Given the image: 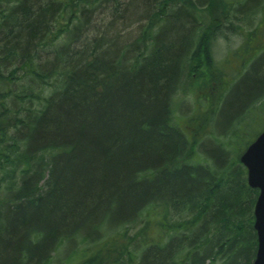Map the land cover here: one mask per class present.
Listing matches in <instances>:
<instances>
[{
  "label": "trees",
  "instance_id": "obj_1",
  "mask_svg": "<svg viewBox=\"0 0 264 264\" xmlns=\"http://www.w3.org/2000/svg\"><path fill=\"white\" fill-rule=\"evenodd\" d=\"M228 32L236 62L213 49ZM263 34L264 0H0V264H251L246 145L198 146L223 62L233 113L262 91Z\"/></svg>",
  "mask_w": 264,
  "mask_h": 264
},
{
  "label": "rangeland",
  "instance_id": "obj_2",
  "mask_svg": "<svg viewBox=\"0 0 264 264\" xmlns=\"http://www.w3.org/2000/svg\"><path fill=\"white\" fill-rule=\"evenodd\" d=\"M260 16L261 15H255L254 17H252V24H250V20H251L250 17L249 18L245 17V19H243V21H240V23L245 28H248L251 25H255L259 21ZM228 33H229L227 34L228 38H224L223 36H220L217 39L213 49L216 57L219 56L225 58L226 56H232L233 61L236 62L237 59H239V56L233 52H232L233 54L231 55V50L238 51L239 50L238 46L240 42L244 40V37L240 38V36L236 35L235 33H231V32ZM260 40H264V34L262 36L261 35L257 36L254 41L258 43ZM237 84L238 82L233 86V88L230 91L227 90L226 93L221 95V98L222 97L223 98L221 102H218L217 111L213 115L212 131L209 132L207 137L206 136L204 137V145H202L201 147L198 146V151L200 153L205 152L204 157L206 160H210V159L218 160L221 158V155L224 153V150H222L219 147L218 137L220 134H222L221 138L226 136V138L228 139L230 137L229 136L230 134L227 131H229L231 132V136L236 137V139L233 140L231 146L229 147L231 152L230 154L235 159L239 155V152L244 148V146L247 145V143L250 142L253 139V137L264 127V103H262L261 105V109L263 111L259 113H256L257 108H254V110H256L254 111L251 109V107L248 106L249 113L246 114L247 120L245 122L239 121L235 123L234 118L237 116V113L241 111L242 114V112L245 109L242 108L243 104L250 102L254 94H256L261 89V88L258 89L257 92L255 93L253 92L251 96L248 95V97L244 98V100L239 103L240 105L238 104L237 108H239L242 105L239 111L237 110L236 112L233 113L230 110L232 109L230 108L232 106H230L231 104L229 105L230 102L228 101L231 99L233 95L232 91L234 90ZM218 92H219L218 87H214L212 89V93L218 94ZM195 98L196 96L188 94L186 95V97H184L182 101H180L177 112L178 114L181 115V117L191 116L193 112H195V109L197 107L198 108L200 107L201 99L197 98L198 100L196 99L195 101ZM201 110H202L201 112H203L205 109L201 107ZM252 113L254 114L256 113V114L252 116ZM186 123H187L186 127H188L190 121H186ZM200 124L202 125V123L197 122L196 124L197 127H193V126L192 128L188 127V130L191 133L198 135ZM204 132L205 130H202L201 135H203ZM220 132H225V133H220Z\"/></svg>",
  "mask_w": 264,
  "mask_h": 264
},
{
  "label": "water",
  "instance_id": "obj_3",
  "mask_svg": "<svg viewBox=\"0 0 264 264\" xmlns=\"http://www.w3.org/2000/svg\"><path fill=\"white\" fill-rule=\"evenodd\" d=\"M239 161L246 168L248 185L258 190L253 209L257 248L251 264H264V128L242 151Z\"/></svg>",
  "mask_w": 264,
  "mask_h": 264
},
{
  "label": "bare ground",
  "instance_id": "obj_4",
  "mask_svg": "<svg viewBox=\"0 0 264 264\" xmlns=\"http://www.w3.org/2000/svg\"><path fill=\"white\" fill-rule=\"evenodd\" d=\"M214 44V43H213ZM214 60L216 61V62H220V59L219 58H214ZM222 63V62H221ZM220 68H221V70H222V75H221V79H223V80H233V81H235L236 83L238 82V81H241L242 80V78H243V74L241 75V73L240 74H237L236 75V78H234V77H232L229 73L231 72V70H229L230 69V66H229V64H227V63H225V62H223L222 64H221V66H220ZM250 69V68H249ZM239 72V71H238ZM235 83V84H236ZM234 84V85H235ZM233 85V86H234ZM233 88V87H232ZM262 93H264V87H263V89H262V91L260 92V93H258V94H255L252 98H251V100H250V102H248V103H246V104H243V106H242V108H245L244 109V111L242 112V114H241V112L239 113V114H237V120H238V122L239 121H242V122H245L246 120H247V113H249V108H248V106L249 107H251V108H257V112L259 113V112H262L263 110L261 109V105L262 104H259L258 103V100H259V97H260V95L262 94ZM185 126H187V123H186V125ZM262 131V129L253 137V139L252 140H254L256 137H257V135L260 133ZM251 140V141H252ZM250 141V142H251ZM249 142V143H250ZM248 143V144H249ZM247 144V145H248ZM246 145V146H247ZM256 200V199H255ZM254 203H255V201H254ZM254 205V204H253ZM253 209H254V206H253ZM253 221H254V219H253ZM255 232H256V230H255Z\"/></svg>",
  "mask_w": 264,
  "mask_h": 264
}]
</instances>
